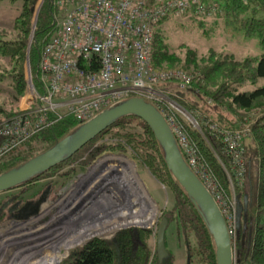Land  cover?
<instances>
[{
	"label": "trees",
	"instance_id": "16d2710c",
	"mask_svg": "<svg viewBox=\"0 0 264 264\" xmlns=\"http://www.w3.org/2000/svg\"><path fill=\"white\" fill-rule=\"evenodd\" d=\"M204 3L205 6L214 4L213 14L223 18L232 30L256 36L262 52L235 58L214 49L198 54L195 48L186 47L181 55L162 37V22L168 18L166 15L154 30L151 60L158 69L182 67L191 76V83L185 88H178L174 81L162 82L160 87L166 89L168 98L196 120L197 127H194L182 114L175 112L197 149L198 162L228 195L230 186L226 171L232 179L237 216L236 231L231 240L233 264H264V84L247 90L238 89L245 82L254 84L264 77V16L258 15L264 9V0H204ZM37 5V0H21L11 29L0 28V82H7L4 93L10 99L0 102V121L18 112L16 104L25 91L26 61L33 82L38 85L39 56L53 28L55 6L52 0H43L35 15ZM130 96L132 94L125 98ZM82 122L63 116L42 128L0 155V173L44 151ZM241 125L246 128L240 138L246 170L239 181L232 172L221 133ZM4 140L0 135V145ZM104 153L129 157L136 167H144L170 192L172 203L164 207L158 217L165 220V225L169 221L175 222L177 236L185 245L187 264H216L214 242L204 221L167 168L150 127L136 116L119 117L70 157L20 185H28L46 174L53 175L60 165L72 164L67 166L69 172L76 168L81 170ZM140 208L143 213L141 203ZM117 225L113 223L112 228ZM152 234L151 228L129 227L117 230L109 238L92 237L74 247L63 261L52 264H170L172 257L168 251L158 260Z\"/></svg>",
	"mask_w": 264,
	"mask_h": 264
},
{
	"label": "built area",
	"instance_id": "2783aa9c",
	"mask_svg": "<svg viewBox=\"0 0 264 264\" xmlns=\"http://www.w3.org/2000/svg\"><path fill=\"white\" fill-rule=\"evenodd\" d=\"M52 3L53 28L40 52L38 85L34 84L26 61L24 95L29 102L0 121V135L5 138L0 155L63 116L85 121L129 94L142 97L163 115L186 163L217 203L232 240L236 231V199L230 176L226 171L231 193L227 195L198 162L197 149L175 112L183 113L166 96V89L160 87L162 82L174 81L178 88H185L190 85L191 76L180 67L158 69L151 60L154 30L164 16L187 11L205 13L210 6H205L204 0H52ZM187 120L197 127V122ZM245 131L241 125L221 133L232 172L239 181L245 171L240 143ZM114 155L117 156L106 153L101 159L109 157L108 162L118 163ZM145 212L144 221L119 225V229L150 228L153 210L147 207Z\"/></svg>",
	"mask_w": 264,
	"mask_h": 264
},
{
	"label": "rangeland",
	"instance_id": "374dc122",
	"mask_svg": "<svg viewBox=\"0 0 264 264\" xmlns=\"http://www.w3.org/2000/svg\"><path fill=\"white\" fill-rule=\"evenodd\" d=\"M42 1L37 0L39 6ZM20 4L21 0L0 1V28L11 29ZM212 6L205 13L170 14L162 22V37L168 46L181 55L186 47L195 48L198 54L214 49L230 53L235 58L262 52L256 36L226 26L223 18L213 14L215 9L210 10ZM258 15L264 16V9ZM260 84H264V77L254 84L245 82L238 89L247 90ZM6 88L7 82H0V102L10 101L4 93ZM27 99L23 93L16 104L17 109L25 107L29 102ZM104 154L81 170L76 168L69 172L67 169L72 164H67L63 169L57 168L53 175L46 174L28 185L0 192V264L61 261L89 238L112 236L119 230V227L112 228L113 223L124 225L139 221L147 207L153 208L150 228L155 238L161 220L158 216L172 203L170 192L144 167H136L129 157L114 155L113 158L119 161L124 159L120 164L108 162L109 157L101 159ZM97 159H100L98 164L91 166ZM28 187L32 188L28 190ZM122 190H130V199ZM26 200H30V207L35 210L21 215L16 211ZM140 203L144 206L143 213ZM163 238V254L168 251L171 255L170 264H187L185 245L177 236L174 221L165 225ZM151 244L153 247L154 242Z\"/></svg>",
	"mask_w": 264,
	"mask_h": 264
},
{
	"label": "water",
	"instance_id": "95a60500",
	"mask_svg": "<svg viewBox=\"0 0 264 264\" xmlns=\"http://www.w3.org/2000/svg\"><path fill=\"white\" fill-rule=\"evenodd\" d=\"M38 7L39 5L35 15ZM173 103L187 119L196 124L195 119L187 110L179 104ZM125 115L136 116L150 127L161 147L163 160L167 168L200 214L212 236L216 264H233L230 235L217 203L184 160L163 115L152 103L139 96L121 99L101 109L44 151L29 158L17 167L0 173V192L19 186L24 181L43 173L55 164L70 157L100 131ZM165 223V220L161 219L155 232V244L159 261L163 255Z\"/></svg>",
	"mask_w": 264,
	"mask_h": 264
},
{
	"label": "flooded vegetation",
	"instance_id": "af4514ba",
	"mask_svg": "<svg viewBox=\"0 0 264 264\" xmlns=\"http://www.w3.org/2000/svg\"><path fill=\"white\" fill-rule=\"evenodd\" d=\"M117 155H119V154H117ZM121 155V154H120ZM123 156V155H122ZM95 164H98V161L96 160V162L95 163H93L91 166H93V165H95ZM66 167V165H60V168H65ZM107 179V178H106ZM46 185V187H48L49 186V184H48V186H47V183L45 184ZM122 192L126 195V197H128L129 199H130V190H122ZM131 196H132V194H131ZM30 200H26L25 201V204H24V206L22 205L19 209H17V211L16 212H19V213H21V215H24V214H27V213H32V212H34V210H35V208H33L32 206L30 207V202H29Z\"/></svg>",
	"mask_w": 264,
	"mask_h": 264
},
{
	"label": "bare ground",
	"instance_id": "6f19581e",
	"mask_svg": "<svg viewBox=\"0 0 264 264\" xmlns=\"http://www.w3.org/2000/svg\"><path fill=\"white\" fill-rule=\"evenodd\" d=\"M119 227V226H118ZM117 228V227H116Z\"/></svg>",
	"mask_w": 264,
	"mask_h": 264
},
{
	"label": "crops",
	"instance_id": "0c3cea01",
	"mask_svg": "<svg viewBox=\"0 0 264 264\" xmlns=\"http://www.w3.org/2000/svg\"><path fill=\"white\" fill-rule=\"evenodd\" d=\"M22 97V96H21ZM23 100V99H22Z\"/></svg>",
	"mask_w": 264,
	"mask_h": 264
}]
</instances>
